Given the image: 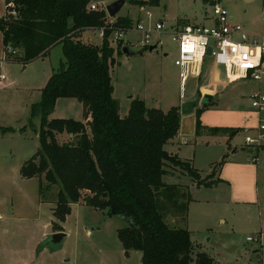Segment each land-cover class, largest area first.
<instances>
[{"label": "rangeland", "instance_id": "obj_1", "mask_svg": "<svg viewBox=\"0 0 264 264\" xmlns=\"http://www.w3.org/2000/svg\"><path fill=\"white\" fill-rule=\"evenodd\" d=\"M114 1L116 0H92L91 3L106 9ZM138 1L140 0H126L121 11L114 17L109 16L108 20L111 22L119 17H129L133 23L142 19L147 26L163 20L168 32L162 34L164 45L158 49L141 52L131 48L137 53L115 54L116 63L111 67V77L115 88L114 97L120 103L121 115L128 114L132 99L137 97L144 99L148 107L167 112L173 106L182 105L187 99L201 98V92L205 89L203 86L216 85V94H212L217 97L215 102L207 104L200 115L203 124L228 127L235 124L247 127H239L240 132L234 139H230L226 135L213 136L206 132L196 135L183 122L186 129L189 128L183 135L188 142L181 146V154L184 156L179 157L183 160H190L186 157L193 158L190 161L205 177L224 158L254 162L259 170L258 189L262 203L250 205L226 202L223 201L226 192L202 188L195 194L199 200L189 206L186 224L181 226L189 228L192 240L199 245L198 251L214 257L215 264H264V147L251 152L252 147L245 142L247 135L255 133L251 125L257 127L260 118L264 116V110L256 109L252 105V96L255 93L264 94V79L254 84L251 80L229 79L225 75L224 67L218 66L221 80L210 84L209 77L205 74L213 66L214 59L209 56L206 58L202 77H191L182 92L184 95L181 96L179 67L175 64L177 44L170 32L172 28L178 29L187 22L199 24L202 17L211 14L212 0H142L146 2L144 10ZM222 3L229 14L234 16L235 22L243 23L247 27V21L243 18L246 14V18L253 16L258 26L264 27V0H222ZM147 12L152 14L151 20ZM10 17L8 15L7 20ZM84 38L97 45L102 43L98 29H87ZM127 40L128 38L125 41ZM64 61L66 59L62 45L57 44L49 53L26 65L6 61L2 65L8 80L1 84L5 86L0 85V211L4 217L11 214L16 219L13 225L15 223L20 230L19 235H24L15 240L20 251L16 257L29 258L34 239L32 219L41 215L53 225L51 230L55 229V224H61L66 237L56 249L43 250V246L39 245L38 251H34V256L27 263L141 264L142 252L126 251L119 238L118 230L128 224L123 216H111L107 209L95 208L81 201L72 204L66 220L60 223L55 216L54 203L46 204L43 209H39V203L41 199L56 200L61 186L48 185L43 196L40 192V180H29L21 174L22 166L41 146L40 116L32 117V107L42 99V88ZM182 115L184 119L191 116L190 113ZM50 117L85 121L86 113L78 99L60 98ZM3 128L12 130L5 132ZM68 138L65 133L57 135L60 142ZM255 156L258 161H254ZM168 169L170 175L165 176L166 181L191 184V177L181 167L169 163ZM4 207L9 214L4 211ZM248 237L253 240H248ZM16 264L26 263L18 259ZM191 264L199 263L195 258Z\"/></svg>", "mask_w": 264, "mask_h": 264}, {"label": "trees", "instance_id": "obj_2", "mask_svg": "<svg viewBox=\"0 0 264 264\" xmlns=\"http://www.w3.org/2000/svg\"><path fill=\"white\" fill-rule=\"evenodd\" d=\"M9 1L15 3L19 14L0 20L6 62L27 64L57 44L62 45L66 59L42 88V99L32 107V117L40 116L41 146L21 168L23 177L40 180L43 196L48 185L61 186L57 199L49 201L55 205L58 222L66 220L72 204L82 201L107 209L111 216L131 220L118 234L126 251L142 252L141 264H191L195 258L199 264H215L213 257L198 251L189 228L181 226L188 220L193 201L190 187L166 183L163 176L172 163L198 186L211 187L217 182L215 171L226 158L203 177L192 161L167 151L165 145L181 127L179 106L165 112L148 107L137 97L132 99L128 114L121 115L111 67L123 47L111 40L106 9H89L92 0ZM132 24L131 18L119 17L114 25ZM101 28L105 35L100 45L85 40L87 29ZM60 98L78 99L85 121L51 118ZM206 106L195 109L197 135L206 132L231 139L240 132L239 127L205 126L200 115ZM64 133L69 138L60 142L57 135ZM54 228L63 231L61 224Z\"/></svg>", "mask_w": 264, "mask_h": 264}, {"label": "built area", "instance_id": "obj_3", "mask_svg": "<svg viewBox=\"0 0 264 264\" xmlns=\"http://www.w3.org/2000/svg\"><path fill=\"white\" fill-rule=\"evenodd\" d=\"M144 10V6L141 7ZM89 9H101L96 3H91ZM19 11L14 2H7V14L17 17ZM151 20L152 14L147 12ZM213 24H184L176 29L172 28L171 35L177 44L175 64L179 67L181 96L184 94L187 83L191 77H200L207 57L211 56L215 64L224 67L225 75L229 79H245L252 82L264 79V41L251 38L240 22H235L229 14L222 0L212 3ZM111 21L109 29L112 30L111 40L121 43L122 47L128 45L139 51H148L151 46L155 49L162 47L164 41L162 34L167 33L165 22L157 20L152 26H147L142 19L135 21L129 27L115 26ZM103 38L105 28L99 29ZM128 38L127 42L125 41ZM212 47V54H207L208 47ZM154 49V50H155ZM12 55L16 50L10 49ZM6 61V60H5ZM0 61V84L8 80L7 74L2 70ZM252 105L256 109L264 110V94L257 92L252 96ZM254 129V135H247L245 142L252 149L264 147V116ZM234 139V137L232 138ZM248 240H253L248 237Z\"/></svg>", "mask_w": 264, "mask_h": 264}, {"label": "crops", "instance_id": "obj_4", "mask_svg": "<svg viewBox=\"0 0 264 264\" xmlns=\"http://www.w3.org/2000/svg\"><path fill=\"white\" fill-rule=\"evenodd\" d=\"M214 1L215 0H212V3ZM6 14H7V0H0V20L6 17ZM245 15L243 18L245 21H247L248 25L246 24L247 27H245V25L243 23L242 24L244 25L246 32L249 34L251 38H257L261 41H264V27L262 28L258 26V24L256 23L255 17L249 16V18H246ZM200 23L207 24V25L213 24L214 20L212 18V12L210 15L202 17ZM184 24H188V22ZM3 37H4L3 31L0 29V61L2 62L6 60V51H5ZM218 66L219 65L213 62V66L209 69V72L205 74V76L209 77L210 84L218 83L221 80L220 78L221 71L219 70ZM24 68H27V66H24ZM203 72H204V66H203L202 74L200 77H198V79L202 77ZM251 83L254 84V82L252 81ZM1 86L3 87L5 86V84ZM203 87L205 89H203L204 91L201 92L202 96L204 94H216V90L214 89L216 88V85L203 86ZM216 98L217 97H215V100ZM192 99H195V97L187 99V100H192ZM177 106H181V104H178ZM190 114L191 116H189V118L184 119L181 113V127L179 130V133L177 134V136H175L165 145V148L167 149V151L172 153L173 155L183 157L184 155L181 154V146L188 142V140L185 139L183 135H185L186 132H188L189 128H191L192 130L191 133L196 132V121H197L196 112L193 111ZM183 122L189 125L188 129H186V126L184 125ZM255 126L256 125H251L252 129ZM231 127H244L245 128L247 126L233 124L231 125ZM250 151L254 152V149L251 148ZM186 159L193 160V158H188V157H186ZM254 161H258V158L256 156L254 157ZM192 164L194 165L193 162ZM167 175H170V174L164 175L163 180L166 183L174 184V183H170L169 181L165 180V176ZM171 175L175 176L176 174H171ZM33 178H26V179L30 180ZM214 179L217 180V182L211 187L198 186L193 180H191V184H183V185H188L190 187L192 198H193V201L190 203V205H192L193 202H197L199 200L195 197V194L199 192V190L202 188H206V189L209 188V189H214V191L226 192V197H223V201L226 200V202L242 203V204H250V205L252 204L261 205L262 203L261 202L262 200L261 192H259V189H258L259 170H258V166L254 164V162H239V161H235L231 159H226L224 163L220 166V168L216 171L214 175ZM49 201L50 200L44 201V199L43 200L41 199V202L39 203V209H43V207L46 204L48 205L51 204V202ZM4 211L7 212L5 207H4ZM11 221L12 223H10ZM15 221L16 219H13L11 214H9V216L4 217L2 216V213L0 211V264H16L18 259H21V261L25 262L26 264H31L27 262H30V260L34 256L35 254L34 251L36 252L38 251L37 248L39 245L43 246V250L44 249H54L48 246L47 244H45L44 240L50 234L54 232H59V230H55V229L51 230V227L53 225H51L49 221L47 220L45 221L41 215H38L37 217L32 219L34 239H33V246L29 251L30 253L28 256L29 258L24 259V258L16 257V256H19L20 251H18V248H17L19 244L16 243L15 240L19 237H23L24 235H19L20 230H18V227L15 225V223H14L15 226L13 225V222Z\"/></svg>", "mask_w": 264, "mask_h": 264}, {"label": "water", "instance_id": "obj_5", "mask_svg": "<svg viewBox=\"0 0 264 264\" xmlns=\"http://www.w3.org/2000/svg\"><path fill=\"white\" fill-rule=\"evenodd\" d=\"M126 3V0H116L110 4L107 5L106 10L110 17L116 16L121 9L123 8L124 4ZM156 48V46H151L149 48V51H153ZM122 52L128 55H133L137 53V51H134L130 48V46L126 45L123 47ZM207 54H212V47L209 46L207 49ZM215 100V96L212 94H205L201 98H195L192 100H187L181 105V113L183 114H189L195 111L196 108H198L200 105L204 104H210ZM72 135V134H71ZM128 224H132L130 219L125 218ZM66 237V233L63 231L54 232L50 234L45 240L44 243L48 246L56 249L58 248L62 242L64 241Z\"/></svg>", "mask_w": 264, "mask_h": 264}]
</instances>
